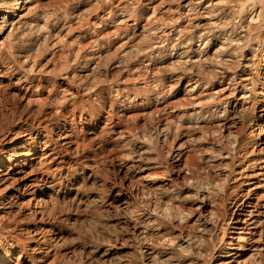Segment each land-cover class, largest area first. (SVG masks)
<instances>
[{
    "label": "bare ground",
    "instance_id": "1",
    "mask_svg": "<svg viewBox=\"0 0 264 264\" xmlns=\"http://www.w3.org/2000/svg\"><path fill=\"white\" fill-rule=\"evenodd\" d=\"M41 1L0 0V4H4L0 7V29H3L0 41L16 28L24 31L23 25L39 24L40 19L32 14V10ZM146 1L153 0H141L138 7H134L131 0L103 1L100 10L93 11L102 13L101 16L97 15L95 21L82 19L88 32L80 36L81 46L78 43L76 48L68 49L64 44L68 32L63 36L62 33L67 27L72 30V25H80V3L74 0L52 12L55 15L47 33L27 38L11 55L0 52V86L5 92L16 89L21 99L39 106L35 113L37 117L32 114L33 120L9 129L0 138V217H5L0 223L10 238L19 232L27 241L13 247L11 254L0 250V264H83L76 255L77 250L73 249V245H79V242L64 244V241L74 240L72 236L79 235L76 227L70 225H79V220L87 213L62 212L55 202H80L83 185L92 181L93 168L103 161L118 168L122 187L116 192L109 188L106 197L107 206L116 204L121 207L118 220L121 231L95 245L101 257L115 259L117 264H149L150 256H159L161 260L176 257L170 264H204L195 257H184L178 247H189L188 236L198 226L213 227L205 217L210 220L213 212L223 211L224 217L216 225L223 239L219 241L210 264H264V32L258 34L259 41L252 42L245 49L244 60L235 72L222 69L219 64H202L196 68L189 64L190 71L165 72L162 80L165 88H171V91L152 104H141L122 112L115 110L114 115L105 111L100 120H88L86 114L82 116L72 101L64 104L58 112L47 106L50 101L59 99L64 90L75 96L78 89L73 85L74 79L87 80L100 75L112 79L118 76L120 81L127 83L115 87L139 89L153 78V72L168 69L181 61L217 59L223 62L234 58L231 49L224 50L231 29L202 36L204 27H196L217 24L229 18L226 14L231 10L228 8L219 16H211L213 9L209 6H217L215 10L219 11V0H201L200 3L195 0H160L149 17L144 10ZM162 5L163 11L158 9ZM133 13L134 18H129ZM246 17L250 19L247 13ZM171 20L179 22L170 24ZM190 28L195 31H186ZM153 32L155 35H151ZM118 39L123 42L115 47ZM157 42L162 46H156ZM47 51H52L50 63L41 64ZM35 53L38 58L33 56ZM13 55L21 56L22 60L27 56L32 58L22 69L13 61ZM57 59L60 60L56 62ZM51 60H54L53 64ZM201 68L206 73L215 71L216 76L209 87L205 88L201 83L190 92L203 79L198 75ZM25 69H32V74ZM101 91L106 92V87L97 89V92ZM212 93H220L218 98L222 102L208 108L188 106L190 97L203 99ZM246 95L250 97L247 103L243 99ZM80 98L77 97V101ZM253 101L255 108L249 117L244 121L234 119ZM225 106L227 116L217 115ZM179 117H184L181 121L184 127L175 134L177 138L172 143L167 161L170 179H145L164 171L163 167H156L152 162L155 153L148 154L143 161H120L122 153L119 149L132 139L131 133L135 131L143 137L146 132H162L169 121ZM197 125L199 130H190V126ZM218 132L221 137L239 133L234 156L222 150L224 146L218 142ZM167 138L173 141V134ZM190 138L198 142L188 144ZM164 139V136L160 137L162 142ZM147 147V144L136 141L134 150L144 151ZM211 152H221V156L213 159ZM193 165L197 171L207 169L209 180L216 176L213 168L231 166L230 172L220 168L221 176L229 177L225 190L227 202L222 210L217 208L214 200L207 198L184 203L176 201L173 208L182 210L181 215L190 209L196 210L183 225L178 219L171 223L164 220L163 216L156 214L154 205L151 212L141 210L139 216L133 214L137 197L146 195V191L133 187L134 182L140 181L148 191L170 186L173 181L190 180ZM203 175L201 173V178ZM194 192L195 189L187 186L182 190L183 194ZM209 195L201 193L202 197ZM161 200V208H167L168 197H161ZM107 206L99 211H105ZM174 214L172 208H167L165 215L171 217ZM152 222H157L159 227H150L145 232L143 225ZM142 235L152 237L153 244L141 245L138 250L137 242ZM241 235L246 237L243 243L238 239ZM49 237L64 246L49 244ZM172 237H182L176 241V247L166 243ZM212 239L216 242L215 237ZM119 249H126V252L120 254Z\"/></svg>",
    "mask_w": 264,
    "mask_h": 264
},
{
    "label": "clouds",
    "instance_id": "2",
    "mask_svg": "<svg viewBox=\"0 0 264 264\" xmlns=\"http://www.w3.org/2000/svg\"><path fill=\"white\" fill-rule=\"evenodd\" d=\"M131 2L133 3L134 7H138L141 3V0H131ZM171 2H178V0H171ZM195 2L200 3L201 0H195ZM219 4L221 6L219 11L215 10L217 6H209L213 9L211 16H219L225 8H228L231 10L226 14L229 18L222 19L217 24L196 27H204L205 31L201 34L202 36L211 35L213 31L217 30L231 29L232 31L229 33V39L226 41L227 47L224 50L231 49V55L234 57L233 59L223 62L217 59L199 62L181 61L178 64H173L168 69L156 70L151 74L153 78L148 81L144 87L139 89L115 87V85L127 83V81H120L118 76L112 79H109L107 75H100L96 78L89 77L87 80L74 79L72 81L73 85L78 89L76 95L74 96L72 92L64 90L63 95L59 99L50 101L47 106L52 108L55 112H58L64 104H66L68 101H72L73 104L79 107L82 116L86 114V118L88 120H100L102 118V114L105 111H108L110 115H114L116 114L115 110L122 112L126 109L134 108L141 104H152L160 100L162 96L169 94L171 88H165L164 82L162 80V76L167 71H190L188 67L189 64H192L193 68L200 67L202 64H219L220 68L235 72L241 66V61L244 60L245 49L249 48L252 42L259 41L258 34L260 32H264V0H219ZM0 7H4V4H0ZM37 11H43L44 13L42 17L44 21L43 24L33 23L23 25L21 27L25 29L24 31H21V28H16L8 34L5 40L0 41V52L6 51L11 55L16 46L22 45L27 38L34 35H39L40 33H47L49 31V24L52 22L55 13L49 14L46 9H42L39 5H37V7L32 10V14L35 15ZM246 13L250 15V19L246 17ZM129 18H134V13ZM178 22V20L169 21L170 24H176ZM124 23L126 24L127 21ZM0 31H3V29H0ZM186 31H195V28L186 29ZM151 35H155V32L151 33ZM156 46L162 45H159L157 42ZM31 58V56H27L22 60L21 56L19 55L12 56L13 61H16L19 64V67L22 69L24 68V63ZM25 71L29 75L32 74V69H25ZM198 75L203 77V79L198 81L195 87L190 89V92L195 91L196 88L200 87L201 83L204 84L205 88L209 87L212 80L216 76V72L212 71L206 73L203 71V68H201ZM140 78L146 79V76H141ZM24 79H27V76H25ZM82 85L83 90L81 91L80 89ZM102 86L106 87V92H97V89H100ZM172 87H175V85ZM37 91H39V88H37ZM93 93H95V95H93ZM219 96L220 93H212L206 94L205 98L203 99H201L199 96L190 97L188 106L208 108L211 105L222 102L218 98ZM77 97H81L79 101H77ZM243 99L247 103L249 102L250 97L246 95L243 97ZM254 108L255 101L252 102L250 107L242 108L238 116L234 119L244 121L253 113ZM217 115L226 117L227 106H225L222 112H218ZM183 120L184 117H179L175 121H169L168 125L163 129L162 132H146L143 137L137 135L134 131L131 133L132 139L125 142L119 149V151L122 153L119 156L120 161H143L146 159L148 154L155 153V159L152 162L156 165V167H163L164 171L158 176H149L145 177V179H170V169L167 166V161L169 156H171L172 143L177 138L175 134L183 130L184 125L181 123ZM190 130H199L198 125L190 126ZM169 134H173V141L168 140L167 137ZM217 135L218 142L224 146L222 150H227L229 156H234L233 150L236 147V141L238 139L239 133L232 134L228 137H221L219 132ZM161 136L165 137L163 142L160 140ZM121 138H123V134L121 135ZM136 141L141 142V144H147L148 147L144 151L134 150ZM225 141H227L226 144ZM197 142L198 141L190 138L187 143L195 145ZM184 146L185 145H181V147ZM210 154L212 155L213 159L219 158L221 156V152H211ZM208 166L212 167L211 164ZM230 167V165L220 166V168L227 169L229 172ZM220 168H213V171L216 172V176L212 180H209L206 174L207 169H200L197 171L196 166L193 165L191 168L193 175L190 180L186 179L183 182L173 181L170 186L154 188L150 191L146 190L145 186L140 181L134 182L133 187H135L138 191H146V195L137 197L133 214L139 216L141 214V210L151 212L153 211L154 205L156 214L163 216L164 220H167L169 223H171L172 220L178 219L180 225H183L185 224L186 218L189 215L194 214L196 210L190 209L188 212H183V215H181L180 213L182 210L173 208V205L176 201L184 203L189 200L196 201L207 198L214 200V202L217 203V208L222 210L225 203L227 202L225 190L229 184V177L221 176ZM201 173H204L203 178H201ZM186 186L195 189V192L192 194H183L182 190ZM88 190L99 192L101 195L96 200L84 202V207H73V205L80 204L81 202L79 201L68 200L63 203L59 201L55 202L57 208L62 212L87 213L89 216L93 217L90 226L85 228H81L78 224L70 225L76 227L80 234L74 240L64 241V244L81 242L87 245L90 240H94L96 243H101L109 239L108 237L102 236L101 231H97V221L103 219L107 215V213L100 212L99 209L107 206L106 197L109 192V188L106 186V182L101 183L97 181ZM202 192L210 193V195L207 197H202ZM161 197H168L167 208L173 209V212L175 213L173 216L170 217L165 215L167 208H161V205L163 204ZM149 201H151V203H149ZM26 206L27 205H22V207ZM223 217V211L213 212L210 220L205 217V220L208 223H211L213 227L204 228L198 226L194 233L188 236L189 247H178L179 253H181L184 257H195L196 260L203 261L204 264H210L215 249L219 247V241L223 239V236L219 231H217L216 228V225H219ZM4 219L5 217H0V222H2ZM143 227L145 232H147L148 228L159 227V224L157 222L146 223L143 225ZM100 229L104 232H109L110 235H115L114 230L105 229L103 228L102 224L100 225ZM196 233H199V235H196ZM204 237H208V239H204ZM213 237L216 238V242H213ZM181 238L182 237H172L166 241V243L176 247V241ZM238 239L240 243H243L246 240V237L241 235L238 237ZM22 243H27V241L21 233L18 232L14 237L10 238L9 235L5 234L3 224L0 223V250L11 254V249L16 247L17 244ZM48 243L56 244L57 247L64 246V244L52 241L50 237ZM144 244H153V238L142 235L137 242L138 250L139 247ZM76 255L79 257L82 255V253H77ZM175 258L176 257H169V259L161 260L159 256H150L149 264H170V261ZM140 260L142 262L144 260L143 253L140 255ZM193 264H195V262H193Z\"/></svg>",
    "mask_w": 264,
    "mask_h": 264
},
{
    "label": "rangeland",
    "instance_id": "3",
    "mask_svg": "<svg viewBox=\"0 0 264 264\" xmlns=\"http://www.w3.org/2000/svg\"><path fill=\"white\" fill-rule=\"evenodd\" d=\"M73 1L74 0H42L39 3V6H41L42 9H46L47 12L49 14H51L54 10H57L62 5L66 4V3L69 4ZM88 1L89 0H79V3H80L79 4V17H80L79 19L81 20V21L79 20V22H80L79 27L74 24L71 26L72 30H70L69 27H67L65 29V31H63V33H62V36H63L66 32H68L67 37H65V39H64L65 40L64 41L65 47L68 49L76 48L78 46V43H79V46H81L80 36H82L88 32V30H87L88 28H87L86 22L84 20H86V18H87V19H92V21H95V19H96L95 17L97 15L98 16L102 15V13H100V12L96 13L93 11H94V9H97V8H98V10H100L102 2L105 0H92V1L90 0L91 1L90 3H88ZM159 2H160V0H153L150 3H148V1H146L145 7H144L145 14L147 16L148 15L150 16L153 7L156 6ZM94 7H96V8H94ZM161 7L163 8V5L160 6L158 9H160ZM162 8H161V10L163 11ZM35 15H37L38 19H40L39 24H42L43 19L41 16L44 15L43 11H37L35 13ZM35 17L36 16H34V18ZM82 19H84V20H82ZM90 29L92 30V27H89V30ZM110 31H111V28L109 29L108 32H110ZM108 32H105V33H108ZM77 35H79V36H77ZM118 40H120V41H118V43L115 45V47H117L119 44H121V41L123 42L122 39H118ZM51 52L52 51L45 52V54L41 58V60H43L41 64H43L47 61H49V63H50L49 55ZM33 56L38 58L37 57L38 55H36V53ZM54 60H51V64H53ZM59 60L60 59H57L56 62H58ZM3 88L4 87L0 86V138H1V136L5 135V133L9 129L11 130L17 126L23 125L26 121H31V120H33V118L37 117L35 113H37V109L39 108V106H37V104H28L24 98L21 99L19 94H18L19 92H17L16 89H11L10 91L5 92V90ZM42 97H44V94L42 95ZM35 109H36V112H35ZM32 114L35 117H33ZM22 122H24V123H22ZM117 169H118L117 167L112 166L109 162H106V161L98 162L95 165V167L93 168V171L95 172L94 178L92 179V181L86 182L82 187L81 192L83 193V198L81 199V201H80L81 203L79 204V206L81 205L80 207H84L83 204H84V202H86L85 200H90V199L92 200L93 198H96V196L101 195L99 192L88 190L97 181H99L101 183L106 182V186L110 189L112 188L113 191L116 192L120 188V186L122 185V179H121L122 177H121L120 172ZM102 212L107 213V215L103 219L97 221V231H101V235L104 237L109 238L111 236L109 232H104L100 229V225L102 224L103 228L114 230L116 233H119L121 231L120 230L121 226L118 223V220H119V217L121 214L120 213L121 207H117L116 204H112L110 206H107L105 211H102ZM80 214H83V213L79 212V215ZM92 219H93V217L89 216L88 214L82 216L81 219L79 220L80 227L85 228L87 226H90ZM72 237L76 238L75 235ZM96 244L97 243L94 240H90L87 245L84 243H81V242H79V245L78 244L73 245V249H75V251L77 250L76 254L82 253V255L79 256V261L81 263H83V264H117V261L115 259L101 257L99 255V253L96 251V246H95ZM71 247H70V249H71ZM124 252H126V249L125 250L119 249L120 254H122Z\"/></svg>",
    "mask_w": 264,
    "mask_h": 264
}]
</instances>
